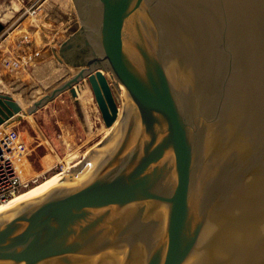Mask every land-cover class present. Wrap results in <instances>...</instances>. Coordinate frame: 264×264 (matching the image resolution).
I'll use <instances>...</instances> for the list:
<instances>
[{
  "label": "water",
  "instance_id": "95a60500",
  "mask_svg": "<svg viewBox=\"0 0 264 264\" xmlns=\"http://www.w3.org/2000/svg\"><path fill=\"white\" fill-rule=\"evenodd\" d=\"M76 5L19 23L49 31L76 75L25 109L0 89V139L93 68L124 117L96 164L0 217V264H264V0ZM103 113L116 120L117 94Z\"/></svg>",
  "mask_w": 264,
  "mask_h": 264
},
{
  "label": "rangeland",
  "instance_id": "374dc122",
  "mask_svg": "<svg viewBox=\"0 0 264 264\" xmlns=\"http://www.w3.org/2000/svg\"><path fill=\"white\" fill-rule=\"evenodd\" d=\"M33 1L35 0H0V20L4 22L0 26V38L5 36L6 42L11 44H13V38H19L20 33H18L16 26H22L19 23L26 18L25 10ZM52 1L62 9L70 11V13H74L70 3L74 4L72 8L75 11L77 9L75 0ZM6 28L10 29L9 32ZM4 31L6 32L3 34ZM39 47H41L39 54H33L34 59L32 61L30 59L27 64L33 63L30 68L34 73V77L22 72L24 73L23 75L13 76V78L9 79V83H5L7 86H13L12 83L21 84L23 87L26 86L27 90H32L35 85H38L36 82L38 80L37 77L53 73L51 71H55L57 66L59 67V63L62 61L66 62V59L60 55L57 48L54 50L50 44L45 45L40 41ZM43 50L50 52L45 58H41L44 56L40 55ZM91 87L93 88L92 85ZM24 92V98L27 95V99H31L35 95L29 91L26 92L24 90ZM92 92L91 88L90 91H86L82 96V99L86 98L85 103L78 104L69 90L62 91L57 99L50 100L48 105L46 104L39 108L36 114H31V119L25 117L20 127L23 130L25 140L29 144L30 160L35 169L42 174L39 180L31 184L30 187L54 173L62 171L64 166L66 167L68 164H74L82 160L86 154H89V151L90 154L95 151L98 153L100 151L98 149L102 147L98 143H102L103 146L107 143L105 141L112 133L108 132L109 128L106 127L105 117L101 116L99 110L103 97L96 101L94 99L92 105L87 104V99L93 95ZM14 93L16 94V92ZM68 156L73 158L69 163L66 161ZM95 159H98V157Z\"/></svg>",
  "mask_w": 264,
  "mask_h": 264
},
{
  "label": "built area",
  "instance_id": "2783aa9c",
  "mask_svg": "<svg viewBox=\"0 0 264 264\" xmlns=\"http://www.w3.org/2000/svg\"><path fill=\"white\" fill-rule=\"evenodd\" d=\"M44 1H33L25 10L26 17ZM78 13L77 9L74 10V14L79 17ZM16 29L20 36L18 39L13 38V44L7 43L5 36L0 38L3 52L0 55V68L9 76H17L25 69L28 61L34 59L32 55L39 54L40 41L45 45L50 44L54 50L60 48V45L52 43L49 31L18 25ZM6 30L9 32L10 29L6 28ZM14 31L16 32V30ZM19 43H26V46H18ZM54 50L52 51L54 52ZM49 54L50 52L43 50L40 55L44 56L41 58H45ZM30 153L29 144L25 140L20 126L2 134V139H0V203L34 184L42 176L32 164Z\"/></svg>",
  "mask_w": 264,
  "mask_h": 264
},
{
  "label": "bare ground",
  "instance_id": "6f19581e",
  "mask_svg": "<svg viewBox=\"0 0 264 264\" xmlns=\"http://www.w3.org/2000/svg\"><path fill=\"white\" fill-rule=\"evenodd\" d=\"M48 1H50L51 3L54 4V2L52 0H48ZM76 1L77 0H75V4H76ZM55 5L58 6L57 4H55ZM70 5H71V8L74 7L73 3H70ZM87 5L88 6L85 7L86 12H88L90 0H87ZM58 7H60V6H58ZM72 10L74 11V9H72ZM72 14H74V13H72ZM80 18H81V16H80ZM2 24H3V22L0 20V26ZM58 65H59V67L57 66V69L55 71H51L53 73H51V74L49 73V74H46L43 76L44 81H41V82H39L38 80L36 81L38 85H35L34 88L31 91H29V92H32L35 94V95H33V98L27 99V95L24 98V96H25L24 91L23 92H17L15 94L19 98V100L21 101L24 109L31 102L38 100L39 96L44 95V94H48L50 96V89L60 88L62 85L68 83L76 75V71L70 66L69 62H67V61L63 62L62 61ZM93 69H94L96 74H85V80L78 81L74 84V86L78 89L77 93L72 92L71 86H68L65 90L59 91V94L62 91H66V90L68 91L69 90L72 97L75 98V100L78 102V104L83 103V102L85 103L86 98L82 99V96L86 91H90V88H91V90L93 91L92 92L93 95L91 97H89V99H87L88 100L87 104L92 105L94 103L93 102L94 99L96 101V100L100 99L101 97H103V99L101 100V104L99 106L101 116H104L103 111H104L107 99L111 95H113L114 93L117 94V96L119 98L118 116H117L116 120L111 125L108 126L106 124V127L109 128L108 132L113 133L116 130H118L117 127L120 125V123H122L125 108H126L127 96L120 90L119 85L116 81L111 82V75H110V72L108 70L103 71L102 68H93ZM71 74H73V75L71 76ZM94 76H99L101 82L103 83L101 92H97V90H95L91 87L90 82ZM42 90H43V92H42ZM26 92H28V91H26ZM36 98H38V99H36ZM50 100H52V99H48V101H50ZM42 105H44V104H40L39 107ZM93 109H94V107H93ZM105 142H107V143H105L104 146L102 145V143H98V144H101V146H102V147H100V149H98V150H100L98 153H97V151H95L91 155L90 151H89L88 152L89 154L88 155L86 154L85 157L82 158V160H80L74 164H68L66 167L64 166V169L62 171L54 173L53 175L49 176L45 180L40 181L39 183H37L36 185H34L32 187L28 186L30 188L26 187L28 189L24 188L23 190L26 189L25 191L21 190L20 191L21 193L18 192L19 194L16 193L10 199H8L4 202H1L0 203V217L5 215V214L13 213L16 210L23 207L26 203L39 198L55 181L77 171L80 167L96 164L98 159H95V158H97V157L99 158L100 153L106 149L107 145H109L108 141H105ZM72 159L73 158L68 156V159L66 161L69 163V161H71Z\"/></svg>",
  "mask_w": 264,
  "mask_h": 264
},
{
  "label": "crops",
  "instance_id": "0c3cea01",
  "mask_svg": "<svg viewBox=\"0 0 264 264\" xmlns=\"http://www.w3.org/2000/svg\"><path fill=\"white\" fill-rule=\"evenodd\" d=\"M4 23V22H3ZM22 45H24V46H26V43H19L18 44V46H22ZM3 52H2V48H1V46H0V55L2 54ZM33 65V63H31V64H29V65H25V69L23 70V71H21L19 74H18V76L19 75H23L24 73H22V72H25V74L26 75H30L31 77H34V73L31 71V66ZM6 75H8V74H5L4 72H3V70L0 68V89H3V91H8V92H10L12 95H14L15 96V98L16 99H18L19 100V98L15 95V93L14 92H23L24 90L25 91H31V90H27V88H26V86H24L23 87V85H19V84H14V83H12V85L13 86H11V87H9V86H7L5 83H9V79H11V78H13V76H9L6 80H3L2 79V77L3 76H6ZM43 76L44 75H42L41 77H37V79H38V81L39 82H41V81H44V79H43ZM35 79H36V77H35ZM4 85H6V87H4ZM30 86H32V85H30ZM29 88V87H28ZM43 95H41V96H39L38 98H40V97H42ZM38 98H36V99H38ZM53 100V99H52ZM20 101V100H19ZM21 102V101H20ZM49 102V101H48ZM22 104V103H21ZM46 104H44V105H42V106H40L39 108H41V107H43V106H45ZM38 108V109H39Z\"/></svg>",
  "mask_w": 264,
  "mask_h": 264
}]
</instances>
